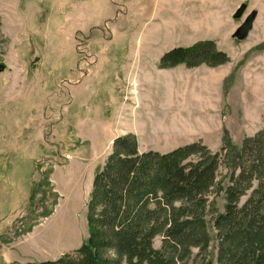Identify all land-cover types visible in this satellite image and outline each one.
<instances>
[{"label": "rangeland", "instance_id": "1", "mask_svg": "<svg viewBox=\"0 0 264 264\" xmlns=\"http://www.w3.org/2000/svg\"><path fill=\"white\" fill-rule=\"evenodd\" d=\"M204 41L228 65L162 69L166 53ZM0 66V264H61L88 238L116 137L135 135L140 152L201 141L215 153L225 128L238 147L264 129V0H0Z\"/></svg>", "mask_w": 264, "mask_h": 264}, {"label": "trees", "instance_id": "2", "mask_svg": "<svg viewBox=\"0 0 264 264\" xmlns=\"http://www.w3.org/2000/svg\"><path fill=\"white\" fill-rule=\"evenodd\" d=\"M213 41L176 48L162 69L229 63ZM88 238L61 264H264V129L238 147L198 141L169 153L140 152L135 135L113 140L90 194ZM161 238V248L154 247Z\"/></svg>", "mask_w": 264, "mask_h": 264}, {"label": "water", "instance_id": "3", "mask_svg": "<svg viewBox=\"0 0 264 264\" xmlns=\"http://www.w3.org/2000/svg\"><path fill=\"white\" fill-rule=\"evenodd\" d=\"M247 9H248L247 5L243 4L235 13L234 19L236 20L242 19ZM257 17H258V11L256 10L252 11L246 17L243 23L238 27L235 34L233 35V38L239 42H243L247 40L250 36V33L253 31ZM4 69H5L4 66H0V73H2Z\"/></svg>", "mask_w": 264, "mask_h": 264}, {"label": "crops", "instance_id": "4", "mask_svg": "<svg viewBox=\"0 0 264 264\" xmlns=\"http://www.w3.org/2000/svg\"><path fill=\"white\" fill-rule=\"evenodd\" d=\"M228 65V64H227ZM183 66H185L186 67V65H184V64H180V65H178L177 67H175L174 69H177V68H180V67H183ZM225 66V65H224ZM224 66H221V67H218V68H210L213 72H217V71H219L222 67H224ZM198 68H200V67H198ZM209 68V67H208ZM189 69V68H188ZM194 69H197V68H194ZM230 73H232L231 72V70L230 71H227V72H225V73H223V75H221L220 76V78H219V82L220 83H222V84H224V82H225V80L226 79H228L229 78V76L231 75ZM230 74V75H229ZM123 136V135H122ZM120 137V136H119ZM117 138V137H116ZM115 138V139H116ZM182 147V146H181ZM152 151V150H151Z\"/></svg>", "mask_w": 264, "mask_h": 264}]
</instances>
